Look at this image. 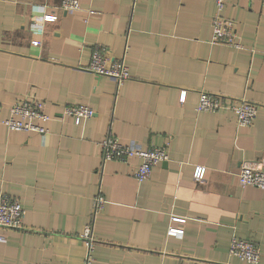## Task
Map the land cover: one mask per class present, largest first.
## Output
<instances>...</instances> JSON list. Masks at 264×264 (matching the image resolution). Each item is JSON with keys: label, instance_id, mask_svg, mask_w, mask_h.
<instances>
[{"label": "crops", "instance_id": "crops-1", "mask_svg": "<svg viewBox=\"0 0 264 264\" xmlns=\"http://www.w3.org/2000/svg\"><path fill=\"white\" fill-rule=\"evenodd\" d=\"M60 2L0 0V191L24 209L20 227L0 229V264H82L88 221L92 264H246L228 254L233 235L254 242L264 264V189L236 180L240 166H264V0H224L239 48L211 42L215 0ZM42 8L56 18L43 20ZM97 47L130 76L117 84L87 70ZM201 91L254 102L252 124L238 126L226 108L198 111ZM32 94L45 102L48 131L3 125ZM66 104L94 113L72 120ZM107 135L164 146L168 158L138 182L137 157L102 160ZM98 192L107 202L91 214Z\"/></svg>", "mask_w": 264, "mask_h": 264}, {"label": "built area", "instance_id": "built-area-1", "mask_svg": "<svg viewBox=\"0 0 264 264\" xmlns=\"http://www.w3.org/2000/svg\"><path fill=\"white\" fill-rule=\"evenodd\" d=\"M216 13L211 20V42L223 43L236 48L242 45L237 40L236 26L234 20L221 15L220 11L224 5V0H215ZM78 0H61L60 7L64 10L79 8ZM43 20H53L56 14L47 12L42 8ZM33 44L39 43L38 39H32ZM87 70L98 75L112 78L117 84L122 83L130 74L127 65L122 58L116 59L108 55L104 47H97L90 52V59L85 67ZM185 90H181L179 101L183 102ZM229 109L234 113L238 126H248L252 124L256 114V104L245 97L228 98L221 94H214L201 91L198 96L196 109L198 111L216 112L222 109ZM94 110L85 104H66L61 114L72 120H85L91 117ZM51 116L45 110L43 99L35 95L23 96L17 99L9 108V115L2 120V124L11 130L32 131L44 134L48 131L47 122ZM100 151L102 160L128 161L132 157H137L139 162L133 168V176L138 182L147 180L150 176L151 168L168 158L166 147L141 148L132 144L123 143L114 135H107L100 140ZM205 169L202 166L194 168L192 177L200 181L204 177ZM236 180L240 186H254L264 189V166L252 169L242 165L236 172ZM107 200L100 193H96L92 198L91 214L102 209ZM24 209L19 201L13 196L0 191V229L18 228ZM172 221L184 222L185 218L171 216ZM183 228L169 225L168 233L181 235ZM86 252L82 264H92V249L95 238L92 233L90 222L88 221L79 234ZM4 235L0 233V240ZM228 254L235 256L246 264H256L260 257L259 247L251 240L242 239L233 235L228 243Z\"/></svg>", "mask_w": 264, "mask_h": 264}]
</instances>
